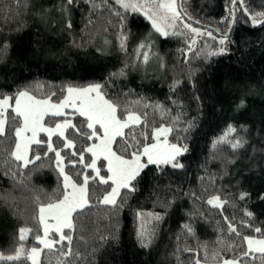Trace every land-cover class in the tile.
I'll return each instance as SVG.
<instances>
[{"label": "trees", "instance_id": "16d2710c", "mask_svg": "<svg viewBox=\"0 0 264 264\" xmlns=\"http://www.w3.org/2000/svg\"><path fill=\"white\" fill-rule=\"evenodd\" d=\"M63 2L27 0L25 7V0H0V46H9L0 58V97L14 100L18 91L27 90L39 98L60 101L69 86L100 84L101 92L117 105L120 118L134 112L141 116V123L131 127L139 133L147 125V139L139 137L144 143L154 141L155 129L168 126L172 128L169 140L187 146L177 157L183 168L149 165L142 170L133 182L136 191L127 197L126 190L121 191L117 204L121 199L125 202L118 212L99 202L109 185L90 180V206L83 208V214L80 210L73 214V252L97 248L94 256L88 257L90 264H196L197 260L217 264L220 258L234 255L227 250L229 244L246 247L229 233L224 217L242 235L264 239L253 231L261 227L264 232V24L253 27L237 5L233 28L222 46L221 35L205 25L226 33L231 25L230 0H184L185 11L193 18L187 21H198L196 26L210 28L216 37L202 36L187 51L191 42L188 30L179 27L183 34L169 32L168 38L160 37L140 11H125L115 0H95L99 5L95 10L84 0H76L67 19L60 11ZM244 3L250 13L264 12V0ZM115 11L126 16L125 50L120 47L121 28ZM90 18L93 23L88 22ZM67 20L71 29L66 27ZM150 35L151 47L140 49ZM221 47L223 52H219ZM213 51L218 54H208ZM53 90L55 96H51ZM13 114L12 109L5 113L8 117ZM64 120L79 127L85 118L71 111L47 116L45 124L53 127ZM189 124L193 126L189 128ZM229 126L236 128V133H229ZM129 131L127 128L125 134ZM221 137L224 141L218 142ZM65 138L76 145L65 151L77 153L96 140L81 139L71 128ZM235 138L246 141L242 148H231ZM39 140L47 142V136L41 134ZM63 140L56 135L51 142L59 147ZM0 141V253H19V259L4 258L0 264H33V247L42 249L39 264H82L75 256L61 254L66 252L67 241L48 249L35 239L37 235L44 237L39 208L50 202L49 197L52 202L62 199L64 192L63 178L54 170V153L27 168L17 167L19 162L11 157L16 138L6 134ZM122 143L123 138L118 137L114 150L130 158ZM35 151L43 156V143L31 145L30 158ZM91 160V154L84 152L83 164L72 168L65 160L64 167L81 183L82 177L76 173L93 176V170L84 167ZM100 164L102 175L107 176L104 161ZM241 193L247 194L244 200L239 199ZM215 196L220 197L222 208L207 203ZM245 212L252 216H245ZM151 214L162 219L157 221ZM242 219L250 221V226H242ZM187 223L193 226V235L184 232ZM22 228L30 231L20 240ZM61 231L68 233L69 229ZM141 232H154L149 247L141 246ZM58 236L55 231L52 239ZM101 236L106 239L101 241Z\"/></svg>", "mask_w": 264, "mask_h": 264}, {"label": "snow or ice", "instance_id": "6c2138e0", "mask_svg": "<svg viewBox=\"0 0 264 264\" xmlns=\"http://www.w3.org/2000/svg\"><path fill=\"white\" fill-rule=\"evenodd\" d=\"M76 0H64L60 11L67 19L70 14V6L74 5ZM85 3L91 4L93 10L97 9L99 5L95 3V0H84ZM107 2V0H105ZM121 8L125 11L131 9V11H144L146 17L151 21L152 28L155 32L159 34L160 37L168 38L170 33L168 29H172L171 35H181L183 33L178 31L179 27L188 30V32L193 33L197 36L204 35L200 29L192 27L187 20H191V16L185 11L184 0H168L167 3L157 4L155 0H144L143 3H134L132 0H115ZM240 6V11L242 12L245 21L250 22L253 26L258 24H264V12L260 13H250L248 8L245 6L244 0H230V9L228 11V17L230 24L235 22L236 19V6ZM25 7H27V0H25ZM154 9H163L162 15H157ZM109 11L111 7L109 6ZM119 20V26L121 28V50H125L126 46V32L124 28V21L126 16L120 11H115L113 13ZM93 23L91 18L88 21ZM111 23V21H109ZM195 23H199L195 21ZM66 27L68 29L72 28L70 20H67ZM218 31V30H216ZM230 31V29H229ZM212 39L216 37L212 36V31L206 33ZM151 40V35L145 38V42L139 45L140 49L150 48L151 45L148 41ZM228 41V33H224L219 38V44L225 45ZM196 43L195 39H191L189 44V50L191 46ZM8 44H3L0 46V58L3 57L8 51ZM225 49L221 47L219 52H223ZM209 55H216L217 52H209ZM144 60L147 62L148 56L144 54ZM115 75V74H114ZM178 83L173 84V91L178 86ZM102 85L94 84L87 87H67V99L60 100L57 103L50 102V99H37L36 97L29 94L27 90L18 91L15 97V107L13 109V115L8 117L5 115V111H0V137H4L6 134L9 138L13 136L16 138L15 151L11 153V157L14 158L15 162H19L17 167L27 168L30 164H35L36 161H41L42 158H46L48 153H54V170H58V176L63 179L61 181V186L64 189L62 194V199H56L52 202V197H49L50 202L46 206L39 208V212L43 214L45 211L51 213V220L54 221L53 227L55 231L59 233L58 238L46 240L41 236L37 235L35 237L36 241L45 248L52 249L57 244H62L67 241L66 252H62V255L75 256L76 259L81 260L82 264H90L88 261L89 256H94L95 252L98 250L93 247L91 251L85 250L81 253L79 249L73 252L72 248V232L75 231V224L73 221V213L79 209L81 214H83V208L85 206H90V201L88 199V185L89 181L93 180L98 185H109L107 189H103L104 194L100 198L99 202L104 205H109L114 208L117 212L120 207L124 204V199H121L120 204H117V198L120 196L121 189L125 191V197L134 193L137 189V184L133 183L140 176L142 170L147 168L149 165H171L172 168H183V164L177 160V157L182 155L187 151L186 145H179L176 143L169 144L165 138L163 141L160 140L162 134H166L172 131L171 127L155 129L153 133L154 143H144L139 137L147 139L145 129H141L139 133L135 131L131 125H136L141 122V118L134 113H129L126 119L117 117V105L114 102L104 99L101 94ZM60 92H64L63 88L59 89ZM95 94L94 96L92 94ZM56 91H51V96H55ZM13 97H0V108H6L9 106V101ZM197 99H199L197 97ZM71 106L79 113L80 116L84 117L85 120L81 122L78 127L73 124L70 120H66L63 123H56L53 127H45L43 120L46 115L51 113L53 116H63V109ZM77 104L79 105L77 107ZM156 108L161 106L156 105ZM19 118V119H17ZM179 120V116L176 117ZM99 125V128H96ZM7 126V127H6ZM193 125L189 124V128ZM73 129L81 139L91 140L93 138L99 140V144H93L86 149L84 152H89L92 154L94 159L91 160L89 164L84 165L85 168H90L95 172L94 176L77 172L76 175L82 177L81 183H76L72 178L65 173L64 162L68 161V164L72 168H77L78 163L83 164L84 162V152L77 151H65V149H75L76 145L74 140L65 138V130ZM129 128L130 131L125 134L123 129ZM91 130V132L87 131ZM236 128L229 126V133H236ZM246 131V130H245ZM31 133V136L25 139V133ZM44 132L47 134V142H42L37 139V133ZM54 135H58L60 138H64L63 143L59 147H54L50 142ZM122 137V150L128 154L130 157L126 159L124 155H118L116 151L112 150V144L115 137ZM224 138L221 137L220 141L223 142ZM33 143L40 145L43 143L44 151L43 156L39 151L33 152L31 158H29L30 145ZM246 141L243 138H235L230 142V146L233 150H237L244 146ZM3 144V141H0ZM118 150H121L118 148ZM64 152L62 156L61 153ZM3 156V150L0 149V157ZM103 156V159L107 161V172L111 173L110 176L106 178L100 175V168L97 167V160ZM143 161V162H142ZM0 162H3L0 159ZM12 161H9L11 163ZM42 167V165H37V168ZM103 167V165H101ZM111 181V184H109ZM70 189V190H69ZM56 194H53L55 196ZM246 193H241L239 196L240 200H244ZM208 204H212L214 207H223V203L220 202V197L215 196L213 199L207 201ZM226 203V202H224ZM142 215V213L137 214ZM154 216L155 220L159 221L162 217L159 214H151ZM245 216L251 217L252 213L245 212ZM40 220L44 222L43 215L40 216ZM227 223L229 233L235 234L243 242L246 243V247L243 244H229L227 250L232 251L234 255L229 259L220 258L219 264H254L258 261V264H264V239H254L253 237L242 235L237 231L236 225L229 220L228 217H224ZM240 224L245 227L250 226V221L241 220ZM69 229L68 233H64L61 229ZM183 230L188 235L194 234V228L191 223L183 225ZM30 231L27 228L20 229L19 239H24V233ZM253 231L256 233L262 232L261 227H254ZM49 233V225L44 222V235L47 236ZM154 237V232L145 234L141 232L139 234V240L142 247H149L152 239ZM83 240V238H81ZM106 237L101 236L100 240H105ZM219 242V241H218ZM86 244L87 242L84 241ZM191 251L190 249H188ZM20 251H23L21 247ZM39 254V250L36 247L31 249V256L33 258V264H36L35 257ZM258 254V255H257ZM219 251L216 252V257H219ZM4 257L0 256V260ZM8 260L19 259V253L17 256H8ZM196 264H200L197 260Z\"/></svg>", "mask_w": 264, "mask_h": 264}, {"label": "rangeland", "instance_id": "374dc122", "mask_svg": "<svg viewBox=\"0 0 264 264\" xmlns=\"http://www.w3.org/2000/svg\"><path fill=\"white\" fill-rule=\"evenodd\" d=\"M132 2H134V3H143L144 1H141V0H132ZM155 2L157 3V4H162V3H167L168 2V0H155ZM131 10V9H130ZM154 11H156L157 12V15H162L163 14V9H154ZM144 12V11H143ZM187 23H190L191 25H192V27H195V28H198V29H200L202 32H204L205 34L204 35H199V36H197V35H195V34H193V33H190L191 34V39L192 38H194L195 39V41H197L199 38H201L202 36H205V35H207L206 33L208 32V31H211L210 30V28H207V27H204V26H196V24L194 23V22H188V21H186ZM177 24H178V28H179V22H177ZM168 31L169 32H171L172 31V29H168ZM191 43V42H190ZM187 51H189V48L187 49ZM100 91H101V89H100ZM29 94L30 95H32V96H34V97H36L37 99H43V98H39V97H37V96H35L34 94H32L31 92H29ZM101 94L104 96V99H106V100H109L105 95H104V93H102L101 92ZM93 96L95 95L94 93L92 94ZM68 97H67V91H66V95H65V98L64 99H67ZM44 99H49V98H44ZM61 100H63V99H61ZM110 101V100H109ZM50 102H52V103H57V102H59V101H52L51 99H50ZM111 102V101H110ZM79 105L77 104V107H78ZM14 107H15V99L14 100H10L9 101V106H7L6 108H0V110L1 111H5V113L9 110V109H14ZM63 113H64V115H67L69 112H71V111H74V112H76L75 111V109L71 106V103L69 104V106L68 107H66V108H64L63 110ZM76 113H78V112H76ZM79 114V113H78ZM134 114L135 115H138V116H140L138 113H135L134 112ZM127 115L128 114H126L125 115V117L123 118V119H126V117H127ZM47 116H51V113H49L48 115H46L45 117H44V120H43V123H44V126L45 127H51V126H48V125H46L45 124V119H46V117ZM117 117L118 118H120L119 116H118V113H117ZM140 118H141V116H140ZM66 120H64V121H61V122H59V123H63V122H65ZM71 121V120H70ZM141 121H142V119H141ZM72 122V121H71ZM141 123V122H140ZM139 123V124H140ZM139 124H136V125H139ZM131 126H133V125H131ZM96 127H99V125H96ZM165 127H168V126H162V127H160V128H165ZM126 129L127 128H125V129H123V131L125 132L126 131ZM157 129H159V128H157ZM66 132H67V129L65 130V137H66ZM41 134H45L46 136H47V134L46 133H44V132H38L37 133V139L39 140L40 139V135ZM25 135V139H27L28 137H30L31 136V133L30 132H28V133H25L24 134ZM54 136H56V135H54ZM53 136V137H54ZM52 137V138H53ZM119 136H117V137H115V140H114V142H113V144H112V150L113 151H115L114 150V143H115V141H116V139L118 138ZM52 138H51V140H52ZM167 139V141H168V143L169 144H172V142L169 140V132L168 133H166V134H162L161 135V137H160V140L161 141H163L164 139ZM51 142V141H50ZM155 141H153L152 143H154ZM52 143V142H51ZM100 142H99V140H95L93 143H91V145H93V144H99ZM34 144V143H33ZM90 145V146H91ZM180 145V144H179ZM89 147V146H88ZM30 148H31V145H30ZM15 151V150H14ZM185 153V152H184ZM183 153V154H184ZM91 154V153H90ZM119 155V154H118ZM91 156H92V154H91ZM179 157V156H178ZM29 158H30V151H29ZM126 159H129V158H127V157H125ZM92 159H94L93 157H92ZM101 161H104V163H105V168L107 169V161H105L104 159H103V156H101L100 157V159L99 160H97V167L98 168H100V175L101 176H103L102 175V171H101V164H100V162ZM143 162V161H142ZM63 167H64V165H63ZM64 170H65V167H64ZM65 173L66 174H68L71 178H72V180L74 181V182H76L77 183V181L72 177V175L71 174H69L66 170H65ZM93 176L95 175V172L93 171ZM111 175V173H108L107 172V176H110ZM107 176H104V177H107ZM111 182V181H110ZM79 184V183H78ZM70 190V189H69ZM123 189H121V191H122ZM121 193V192H120ZM118 199V198H117ZM77 210H79V209H77ZM76 210V211H77ZM75 211V212H76ZM74 214V213H73ZM41 215H43V217H44V222H47V224L49 225V233H48V235L47 236H45L44 235V237H43V239H46V240H51L52 239V235H53V233L55 232V228L53 227V225H54V221H52L51 220V213H49L48 211H45L43 214H41ZM44 222H43V226H44ZM65 228H63V229H61V230H64ZM254 239H261V238H254ZM44 247V246H43ZM39 250V254L35 257V260H36V264H39V255H40V253H41V248L40 249H38ZM0 256H2V257H4V258H7L8 256H13V257H15V256H17V254L16 255H2L1 253H0ZM32 257V256H31ZM33 259V258H32ZM200 264H207V263H204V262H200ZM217 264H219V263H217Z\"/></svg>", "mask_w": 264, "mask_h": 264}, {"label": "water", "instance_id": "95a60500", "mask_svg": "<svg viewBox=\"0 0 264 264\" xmlns=\"http://www.w3.org/2000/svg\"><path fill=\"white\" fill-rule=\"evenodd\" d=\"M141 12V14L144 16V17H146V15L144 14V12L143 11H140ZM147 18V17H146ZM193 19V18H192ZM147 20L149 21V23L151 24V26H152V23H151V21L147 18ZM202 25H204V24H202ZM233 25H234V23H231V25H230V31L228 30L226 33H228V36L230 35V33H231V30H232V28H233ZM252 25V24H251ZM261 24H258V25H255V26H253V27H259ZM205 26H207V27H210L211 29H213L214 31H216V30H218L217 28H215V27H213V26H209V25H205ZM218 34H220V35H222V34H224L223 32H221L220 30H218V31H216Z\"/></svg>", "mask_w": 264, "mask_h": 264}, {"label": "crops", "instance_id": "0c3cea01", "mask_svg": "<svg viewBox=\"0 0 264 264\" xmlns=\"http://www.w3.org/2000/svg\"><path fill=\"white\" fill-rule=\"evenodd\" d=\"M32 258V257H31ZM33 260V259H32Z\"/></svg>", "mask_w": 264, "mask_h": 264}, {"label": "bare ground", "instance_id": "6f19581e", "mask_svg": "<svg viewBox=\"0 0 264 264\" xmlns=\"http://www.w3.org/2000/svg\"><path fill=\"white\" fill-rule=\"evenodd\" d=\"M44 99V98H43Z\"/></svg>", "mask_w": 264, "mask_h": 264}]
</instances>
